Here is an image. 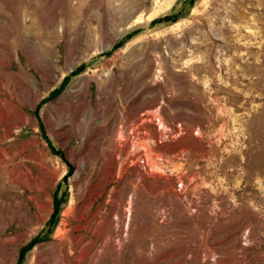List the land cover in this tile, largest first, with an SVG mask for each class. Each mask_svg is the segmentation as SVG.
Wrapping results in <instances>:
<instances>
[{
  "label": "rangeland",
  "instance_id": "obj_1",
  "mask_svg": "<svg viewBox=\"0 0 264 264\" xmlns=\"http://www.w3.org/2000/svg\"><path fill=\"white\" fill-rule=\"evenodd\" d=\"M0 264H264V0H0Z\"/></svg>",
  "mask_w": 264,
  "mask_h": 264
},
{
  "label": "trees",
  "instance_id": "obj_2",
  "mask_svg": "<svg viewBox=\"0 0 264 264\" xmlns=\"http://www.w3.org/2000/svg\"><path fill=\"white\" fill-rule=\"evenodd\" d=\"M59 209V201L56 199V211Z\"/></svg>",
  "mask_w": 264,
  "mask_h": 264
},
{
  "label": "bare ground",
  "instance_id": "obj_3",
  "mask_svg": "<svg viewBox=\"0 0 264 264\" xmlns=\"http://www.w3.org/2000/svg\"><path fill=\"white\" fill-rule=\"evenodd\" d=\"M106 246V245H105ZM113 251V250H112ZM116 253V252H115ZM101 255V254H100Z\"/></svg>",
  "mask_w": 264,
  "mask_h": 264
}]
</instances>
